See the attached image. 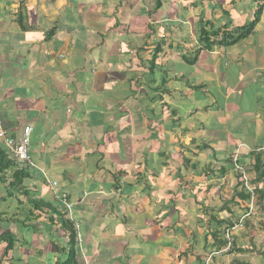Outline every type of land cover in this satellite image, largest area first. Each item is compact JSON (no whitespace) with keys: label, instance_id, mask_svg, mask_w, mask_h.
<instances>
[{"label":"rangeland","instance_id":"rangeland-1","mask_svg":"<svg viewBox=\"0 0 264 264\" xmlns=\"http://www.w3.org/2000/svg\"><path fill=\"white\" fill-rule=\"evenodd\" d=\"M151 1L155 2V0H106V4L105 6L103 5L101 13L98 16L107 18V20L104 19V23H102L101 26L109 28V33L107 34V36H109L107 38L108 40L114 39L116 36L118 38V36L123 35V39L121 41L122 47L119 49V51L123 50L127 40H129V42H127L129 43V46L136 45V43L142 39L141 36H146L143 42L148 38H151L150 40H152L151 42L153 43L156 41L162 42L164 39L165 43L163 46V52L159 54L158 59V63L161 64L160 68H158V71L160 70V72H164L165 76L168 75L167 77L169 78L173 75L170 73L172 71L171 69L173 68L174 72V68L176 69V66H172L167 57H172L173 54H177L176 57L180 58L182 55L189 53V51L192 50L193 53L190 58H195V49L196 47L201 46L199 45V35L201 28L200 20L210 19L218 23V21H216L215 15L222 16L224 8H229L232 12H235V5H229L232 0H164V2H166L164 9L160 10V12L157 14L150 15L148 12L149 10L147 11V9ZM237 1L238 0H235V3ZM27 2L32 3V6H38L45 3H50L52 1L28 0ZM118 4L121 6H118ZM195 4L198 6L196 7ZM258 5L254 0H248L246 4L247 8H240V12L243 13L245 11L246 15L239 18L237 17L236 21L234 20L236 25H233V27H228V31L232 32L237 26H245V23L250 20V8L254 9ZM152 7H154V5H152ZM232 7L234 8L232 9ZM239 7L240 5L237 6V8ZM145 11L147 12L145 13ZM213 11L214 14H212ZM247 17L249 18L246 19ZM240 22L242 23L241 25L238 24ZM151 24L154 25V29L150 27ZM221 25L222 24H219L218 26ZM262 30L263 28L258 32L260 33ZM253 37L254 36L251 38ZM247 41L250 44L251 39L244 42L241 41L243 43L237 46L235 49L237 53L233 52L234 54H232L231 58H227L229 64L230 60L232 59L238 60V58H242L241 55L251 48L250 45H247ZM9 42L10 39L8 43ZM110 42L107 46H109ZM12 43L14 47H17V45L18 47L19 45L24 47L25 44L20 41H18L16 44L15 34H13ZM256 44L257 42L255 41L254 45ZM153 49L154 48H151V51H153ZM259 49L261 50V48ZM149 52L140 53L139 58L149 61L151 59V56H149L150 54H148ZM98 53L99 50L96 49V46L85 53L84 56L86 58L93 60L92 63L87 64L88 66L86 67L93 68V63L98 58L96 57ZM9 54V52H6L5 55H0V58H2L1 60L7 62L9 59H11L15 61L14 56ZM109 55L111 59H116L115 55L111 53ZM203 55L201 57L200 63L198 65L196 64L197 67H189L183 62L180 66L182 71L181 73L183 74V77H180V79L184 86H186L185 83H191L195 86H199L198 89H189V91H186L188 90L186 88L183 93L184 97L180 100L182 101V107L184 110H187L190 107H195V110L198 112H184L181 105L178 104V101L176 102L177 104L170 103L169 99L165 101L164 98L167 97L164 94H159L158 96H162V98H160V101L155 104L156 110L154 111L155 115L153 116L150 111L151 107L149 106L150 108L146 109L148 106V101L144 98V91H141L144 89L149 93L151 92V88L146 85L149 75H147V78L145 79V75L140 74L138 63H136L137 67L134 65H131L130 67L122 66V69L119 72L110 71L107 73L105 78H103V75L101 74L98 75L100 81L102 82L101 84L104 86L103 88L100 85L101 92L104 93L106 98L105 100H109L110 104L111 102L112 104H116L120 101L123 104L126 103L125 105L132 106L134 104L133 102H135L132 101L133 97H129V99L127 97L125 98V96L123 97V95L129 91L128 88L138 90V92L141 91L140 93L142 94L139 95V93H137V96L140 97L139 100L141 103L136 101L137 109L136 112H133V116H125L129 118L119 123L120 125H123L125 132L121 133L119 139L123 146L122 152L119 151L121 153L118 158L114 159V161H116L118 166H124L126 171L124 176L121 177V189L115 190L113 194L114 198L107 202V207L103 206L102 204H97V210L102 214V216L105 215L108 217V219L111 218V221L110 223H106L103 217H101L99 220L102 224H98V228L94 229L91 235L87 234V236L82 234V230L80 228L82 238L84 236L86 237L85 242L92 241V244L99 246L98 249L106 248L104 251L99 250L101 251L100 255H97L94 258L95 260H107L113 257L112 252H115L116 249L113 247L109 248L105 241H108L109 237L112 239V235L116 233H120V238L122 239L128 237V233L126 234L124 226V222L126 221V226H128V228L132 227L134 230L130 231L132 236L129 240V245L125 250V256H123L124 261L129 259L131 264H187V261L189 260V264H201L200 261H196V256H193V253L199 254L201 251H199V249L195 246L191 248V243H193L192 239L195 237V235H202L204 231H206L207 227L205 226V223H203V219L209 221L210 216L214 213L213 211L208 213L207 210L205 211V207L206 205H210L212 207H221V195L224 197L222 198L224 201L231 200L232 195H234V192L236 191V178L238 179V173L233 170V167L231 169L228 167L225 159V154L228 153L227 151L232 153L235 149V144L233 143L232 139L224 135V130L229 128L227 122L226 124H222L225 116H214V112L212 110L204 114V109L199 108L200 106L205 105L207 102H209L208 105L211 106L212 97L208 96L207 92H210L213 96L212 89L209 88L210 86L207 84L208 81H202L200 79L202 76L201 63H203L205 60ZM57 63L61 64L59 61H57ZM57 63L55 62V64ZM165 63H167L166 66ZM55 64L48 65L46 68L43 66L37 68L38 70H41L40 72L45 74L47 69H55ZM64 64L66 63H63L62 65ZM241 64L248 67L250 62L246 63L243 61ZM66 65L67 67L69 66V64ZM4 68L6 69L7 67ZM47 72L50 71L47 70ZM76 75L79 79L78 73ZM81 76L83 77L84 74L81 73ZM179 76L180 75H176V77H172V84H175V87L177 88V92L175 93L177 97L180 93L179 90L182 89L180 86L182 83L176 82L179 81ZM209 76L212 80L213 75ZM66 77L68 82L70 80V75L66 74ZM156 77L157 78H155V81L158 80V82H160L162 80V76L160 74ZM131 78H134L132 82H134L137 78L140 79L139 85H136L132 82L129 84ZM141 83L143 84V87H141ZM201 85H203L202 89H200ZM261 85L263 86L264 83L262 82ZM68 86L71 87V84H68ZM206 86L209 89H204ZM116 88L123 89L120 92ZM224 93L225 92L222 89L218 90L216 97L220 102H222V97L225 96ZM149 98L152 99L153 95H150ZM247 99H249V96L246 97V100ZM92 103L93 102H91V104ZM177 107H179V111L178 115L175 116V114L172 113V110L174 111L177 109ZM203 115L207 117V120H209L208 127L205 120H198V117L201 118ZM74 117L76 116H73V118ZM84 118L85 119L83 123L86 125L85 127L78 130V139L87 137L90 140H95L97 138L96 136L104 135V132L102 133V131L105 125V118L103 115L98 116L97 108L92 109L89 114H85ZM175 119L177 121H175ZM188 119H192L193 124L188 122ZM214 119L217 120V124ZM100 120L103 122H100ZM214 125L217 127L216 129H214ZM106 127L108 128V126ZM104 131H107V129H104ZM111 133L112 132H110V134ZM138 133L140 135L137 136L141 137L142 140L135 141L133 145V141L135 140L134 138L137 137L135 135ZM110 136L113 135L111 134ZM115 136H117V134H115L114 137ZM206 137L209 139V141H211L214 148L211 147L208 150H203L200 152V155L196 157L192 153H198V149L197 146L193 144H196V142H199ZM103 144L107 145V148L103 154L107 155L110 153V151H117L115 149L117 148L115 147V140L113 142L107 138ZM133 150L135 152H133ZM138 154H142L146 161V163H142V167H140L139 164L140 156H138ZM187 157L192 160V164L198 163L199 168L195 170H186L182 163H184ZM111 160L112 159H107L102 163V165H106L107 162L110 163ZM218 161L221 162L218 164ZM180 166L184 167L182 168V172ZM221 166L227 167L228 173L220 175L219 169ZM118 168L119 170L122 169V167ZM140 168L144 170L142 175L137 173L140 171ZM93 170H95V168ZM119 170L117 169V171ZM206 170L208 172H206ZM213 171L214 173L212 174L211 172ZM57 173L51 172V176L49 177L51 179H58L61 186L63 187L62 188L60 186V190L63 191V189L65 190L66 178L64 175ZM110 173L104 172V175L106 176V181L113 183L114 188L116 185L115 180L117 179L111 178ZM170 173L172 174L171 177ZM241 173H243V170ZM9 176L10 173L7 175V180L8 178L11 179L12 177ZM181 176H183V178ZM22 177L24 178V175ZM33 177V180H26L28 177L22 180L25 189L34 190L38 188L39 185L37 178L36 176ZM243 177L245 180L252 179L247 172ZM112 179H115L114 182H112ZM54 183L55 182H52L51 184ZM51 184L49 185L52 186ZM221 184H223V188H221ZM209 185L212 186L211 189ZM6 187V184H0V190L2 192L7 189ZM193 187L195 190L193 192L195 194L199 192L201 202L200 205H196L193 202L194 193H191ZM239 190L242 192V188ZM20 195L21 193H18L17 190L12 196L9 195L11 200L6 198V202L4 201L5 196L0 195V237L3 234L10 233V235H12L15 240V247L13 251L10 252L9 256L10 259H18L14 260L13 264H54L56 256H59L60 259L65 260L67 258L68 251L61 247L59 243L58 245L60 246V249L58 252H56L55 249L53 251V248L50 245L47 247H41L39 243L42 241L44 244V241L47 239V237H49L51 240L53 235H56L57 237V234L62 232V229L60 228L56 230L59 225L56 226L54 224V220L51 219V214L48 217L47 214L43 213L42 218L39 220L37 217L39 214H42V212H35L36 219L33 220V223L28 221L23 225L21 224V221L25 219L29 211L34 209L35 206L33 203L30 204L28 199L26 203L23 202L20 199ZM175 198L176 201H174ZM239 201L240 199L237 198L236 204L232 206V213H235L236 215L238 214L237 218L242 220V224H244L247 215L244 214L245 212L240 210L238 207V204L240 203ZM77 205H79V203ZM77 205L75 208L70 210L71 214L74 212V210H76L78 207ZM110 206H112V209L106 210ZM93 208L94 206L92 205L84 209V211L88 210L90 212ZM46 210L49 212V208H46ZM82 214L83 213L80 214L81 217L78 219L81 220L82 217L86 216ZM207 214H209V217ZM72 216L75 218V213L72 214ZM219 216L221 219H226L229 214L224 213L219 214ZM10 218L20 220L18 222L19 224H9V221H11ZM258 218L252 222L255 230L253 233H251V235L255 237L254 243L256 245V249L258 251L264 252V223H261V219ZM39 222L41 223V226H45V233L37 231L36 224H39ZM196 222H199L198 225H196ZM115 223L116 225H114ZM154 224L156 229H153L154 227H152ZM202 224L204 227H201ZM216 228L217 224H212L211 231L214 232ZM242 231L243 229L240 228L239 230L235 231L234 234L239 236ZM244 232L247 233V231ZM207 235L209 240H211L212 236L210 234ZM243 240L248 242L249 239L244 238L239 242H243ZM1 242L0 264H7L4 251L8 243L5 241ZM111 242L113 241L111 240ZM65 243L66 241H62V244ZM79 250H81V247ZM246 250V254L241 256V258L244 260L250 254L248 252V247ZM210 251L207 249L206 255H209ZM40 252L44 254V258H42L43 256L38 255ZM188 253L190 256L187 259L186 255ZM249 256L253 257L251 261L254 264H264V261L262 262L260 257H256V252L251 253ZM229 260L230 258L228 260L226 259L225 264H231V262H233H229ZM117 262L118 264H122L121 260H117ZM209 262L210 260L208 258L204 264H209ZM216 264H219L218 260L216 261Z\"/></svg>","mask_w":264,"mask_h":264},{"label":"crops","instance_id":"crops-1","mask_svg":"<svg viewBox=\"0 0 264 264\" xmlns=\"http://www.w3.org/2000/svg\"><path fill=\"white\" fill-rule=\"evenodd\" d=\"M27 1L0 0V55L3 56L6 52H9L15 59V61L9 59L6 62L0 58V130H5L10 135H20L24 127L32 126L34 128L30 149L34 167L31 169L28 166L23 165V167L28 172L26 175L28 178L26 180H33V176H36L39 186L34 190H18V193H21L20 199L25 203L27 199L28 201L43 200L60 207L61 204L58 197L64 193L69 194L71 197V203L69 204L73 205V208L79 203L72 214L75 213V219L80 221L82 234L86 236L87 234L91 235L92 231L98 228V224H102L99 220L101 217H103L106 223H110L111 221V218L108 219L107 216H102L97 210V204H102L103 206L108 205L107 202L114 198L113 194L115 190L121 189L122 178H120V185L118 180L112 179V182L115 180L116 183L113 188V183L106 181L104 172L110 173L111 171V178L117 179L118 175L120 177V171L125 170L124 166H118L116 161H114L122 152L123 146L119 139L121 133L125 132L123 125L119 123L129 118L125 116H133L131 113H125L122 110L123 108L118 110V107H115L116 105L112 104V102L110 104L109 100H105V96L102 100L103 102L101 101V93L103 92H101L100 87L102 86L104 88V86L101 84L102 82L98 75L101 74L105 78L110 71H121L122 66L130 67L134 65L137 67V64L130 62V60L133 59L134 61L136 59V53H139L137 48L139 49V47L144 45L146 40L149 43L152 40L148 38L143 42L146 36L140 35L142 39L136 45L129 46V43H127L129 40H127L124 46L125 48L123 47V50L119 51L122 47L121 41L123 35L108 40L107 38L109 36L107 34L109 33V28L101 26L104 23V19L107 20V18L98 16L101 13L103 5L105 6L106 0H51L52 2L50 3L38 6H32V3H28ZM247 1L238 0L236 3L230 2L229 5H235V8L232 7L235 12H232L228 8L229 16L224 15V11L222 12V16L215 15L216 21H218V23H215L217 25L230 24L231 27L236 25L234 20L236 21L237 17L246 15L245 11L243 13L240 12V8L243 9L246 7ZM254 1L258 5L259 0ZM152 5H154L153 1L148 6L147 11L152 9ZM238 5H240L239 8H237ZM118 6L121 5L118 4ZM257 7L254 9L250 8V20L248 22L245 21V25L248 23L251 24ZM212 14H214V11ZM238 24L241 25L242 23L240 22ZM152 26L151 24L150 27ZM262 28L263 30L259 33L258 31ZM263 32L264 12L252 35L254 37L251 38V36L248 39H251L250 44L248 41L246 42L251 48L241 55L243 59H232L230 60V64L227 60V58H231L232 54L236 52V47L243 43L241 42L229 48L215 45L213 50L202 53V55L204 54L205 60L201 63L202 76L200 79L202 81H208L207 84L212 89L213 96L210 92H207V95L212 97L211 106L207 102L199 108L204 109V114L212 110L214 116H225L222 124H226L227 122L229 128L224 130V135L231 138L235 144L234 151L232 153L227 151L228 153L225 154L226 162L229 160L228 157L230 155L235 154L239 150L243 153L241 160L242 166L251 178H254L255 173L258 171L255 167L256 159L262 160L264 164V85H261L262 82L264 83ZM13 34L16 37V44L18 41L23 42L25 43L24 47H21V45L19 47L18 45L17 47L13 46ZM9 39L10 42L8 43ZM255 41L257 42L256 45H254ZM109 42L110 44L107 46ZM95 46L99 50L96 56L98 58L93 63V68L86 67L93 60L86 58L84 55ZM110 53L116 56L115 60L110 58ZM129 53L131 54L127 55ZM176 55L173 54L172 57H167L171 65L176 66V69L174 68L173 72V68L171 69L169 67L172 70L170 73L173 74L170 78L164 74V78L169 81L167 83L168 89L170 88V91L164 92V95L167 97L164 99L165 101L169 99L170 103L174 104H177L176 102L178 101V104L182 107V101L180 100L184 97L183 93L186 88L188 89L186 91H189L190 87L185 82L186 86L180 80L176 81L181 82L182 84L180 86L184 89L179 90V96H176L177 88L175 84H172V77H176V75L183 76L180 67L182 62ZM202 55L199 57L197 65L200 63ZM57 61L61 62V64H58ZM136 61L138 60L136 59ZM243 61L246 63L250 62L248 67L241 64ZM63 63L69 64V66L67 67L66 64L62 65ZM52 64H55L56 68L47 69L50 72L46 70L45 74L37 68L40 66L46 68V66ZM4 67L7 68L5 69ZM77 73L79 79L76 75ZM81 73L84 74L83 77ZM66 74L70 75L68 82ZM209 75H213L212 80ZM68 84H71V87ZM206 87L204 89H209ZM116 89L121 91L123 88ZM220 89L225 92V96L222 97V102L216 97ZM248 96L249 99L246 100ZM95 98L97 104H100L97 107L98 116L103 115L105 120L108 121L109 119L114 123L110 124L111 126L108 129L104 127L102 131L104 135L96 136L97 138L95 140H90L87 137L78 139V130L86 125L83 123L85 119L84 115L90 113L89 105ZM133 103L134 107L133 105L131 106L132 111L136 112L137 104L136 102ZM178 108L174 111L172 110L175 116L178 115ZM153 109L155 110V106ZM188 111L198 112L195 110V107L184 110V112ZM73 116L76 117L73 118ZM206 118L203 115L201 118L198 117V120H205L208 127L209 120ZM175 121L177 120L175 119ZM187 121L190 123L193 122L192 119H188ZM214 121L217 124V120L214 119ZM100 122L103 121L100 120ZM104 124L107 125L106 123ZM216 128L214 125V129ZM104 129H107V131H104ZM110 132H112L111 134L113 136H110ZM115 134L117 136L114 137ZM137 135L140 134L138 133L135 136ZM107 138L113 142L115 140V147H117L115 149L117 151H110L109 154L105 155L103 153L107 145L103 144V142ZM134 139L133 145L135 141L142 140L138 136ZM200 142H205L210 148H214L207 137L196 142L197 146H199ZM3 146L4 144L0 140V148L7 152ZM133 152L135 151L133 150ZM138 156H140L139 161L141 159L143 160L142 154H138ZM107 159L112 160L110 163L107 162L106 165H102ZM221 161H218V164ZM230 162L227 165H231ZM118 167H122V169L119 170ZM94 168L95 170H93ZM13 172H9L10 176ZM51 172H58L57 174L64 175L66 178L65 190H60L62 186L58 179H51L49 177L51 176ZM121 176L123 177L124 175ZM12 177L11 179H13ZM11 179L6 184L7 189L3 192L0 190V195L5 196V202L6 198L10 199V196L7 195L10 186L11 190L13 189L12 191H16L12 188L14 182ZM52 182L58 183V189H54L49 185ZM237 182L238 179L236 178V187ZM0 184L2 185V183ZM92 205L94 208L90 212L88 210L84 211V209ZM110 207L106 210L112 209V206ZM48 211L52 212L51 210ZM81 213L86 216L80 220L78 218L81 217ZM224 213L228 214L227 212ZM30 223H33V221H30ZM124 224L128 237H123L124 239H122L120 238V233H116L112 235V239L109 237L108 241H105L109 248L113 247L116 249L115 252H112L113 257L107 260L94 259L97 255H100L101 251L99 250L104 251L106 248L98 249L99 246L92 244V241L85 242L86 237L83 235L84 241L81 243L78 259L79 264H118L117 260H121L122 264H131L129 259L124 261L123 256H125V250L132 236L130 231L134 230V228H128L126 221ZM36 226L37 231L45 233V226H41L40 222ZM152 227L156 229L155 224ZM39 243L41 247L50 245L53 251L55 249L58 252L57 248L52 246V239L50 240L49 237L44 241V244L42 241ZM63 245L65 246V244ZM38 255L44 258L42 252ZM14 260L18 259L12 258L6 262L7 264H13ZM209 260L211 261V256ZM223 260L226 261L225 258ZM61 261L64 260L56 256L54 264H59ZM188 262L189 260L187 264ZM218 262L220 263L221 260L218 259Z\"/></svg>","mask_w":264,"mask_h":264},{"label":"trees","instance_id":"trees-1","mask_svg":"<svg viewBox=\"0 0 264 264\" xmlns=\"http://www.w3.org/2000/svg\"><path fill=\"white\" fill-rule=\"evenodd\" d=\"M154 2V1H153ZM165 3L164 0H155L154 2V7H152V9H150L149 14L153 15V14H157L158 12H160V10H163L165 7ZM231 3H235V1L233 0ZM258 7L257 10L254 13L253 16V20L251 22V24L245 25V26H237L234 28V30L232 32L228 31V27H231L230 24H223L222 26H218L217 23H215L212 20H201L200 24H201V28H200V35H199V45H201L200 47H196L195 49V58H190V56L192 55V50L189 51V53H186L184 55H182L179 59L181 60V62L185 63V65L187 66H195L198 61H199V57L202 55V53L204 51H211L214 49L215 45H218V47H232L235 45H238L241 41H246L248 40L255 32V29L257 27V25L259 24L260 20H261V16L263 15L264 12V0H259L258 2ZM200 5V4H199ZM195 6L197 7L198 5L195 4ZM224 15L229 16V10L228 8H224ZM20 21V19H19ZM154 26H152L151 28H153ZM54 30V29H53ZM52 30V31H53ZM54 33V32H52ZM236 35V36H235ZM218 41V42H217ZM164 39L162 40V42H151L149 43L147 40L144 43V45H142L141 47H139V49L137 48L139 53H136V59L138 61H136V59L133 61L130 60V62L133 63H138V67H139V72L142 75H145L144 78H147L148 76V81L146 82V85H148L149 88H151V92H147L146 90L142 89L141 91H144V98L147 99L148 101V106L146 107V109H149L150 107V111L151 114L154 116L155 115V110L152 111L153 107L155 106V103H157L158 101H160V98L158 95L159 94H164V92L166 91H170V88L168 89V85L167 83H169V81L167 79L164 78V72H160V70L158 71V68H160V65L158 63V59H159V54H161L163 52V46H164ZM151 48H154L153 51H151ZM151 54V59L149 61H146L144 59H140L139 55L140 53L143 52H149ZM131 53L127 54L130 55ZM126 56V54H125ZM168 63V62H167ZM167 63H165V66L167 65ZM177 63V62H174ZM147 65V67H146ZM162 70V68H161ZM163 73V74H162ZM162 76V80L160 82L155 81V78H157L156 76L158 75ZM179 77H183V76H179ZM134 78L130 79L129 84H131L132 80ZM180 81L181 79L178 78ZM140 79H136L134 82L136 85H139ZM190 89H198L199 86H195L194 84L188 83L187 84ZM141 87H143V84L141 83ZM167 88V89H165ZM203 88V85L200 86V89ZM128 92H126V94L124 95L125 98L127 97L129 99V97H133L132 101H137L139 103H141V101L139 100V96H137V93H139V95H141L142 93H140L141 91L138 92V90L132 89V88H128ZM132 90V91H131ZM120 91V90H119ZM121 92V91H120ZM155 94V96H154ZM142 95V97H143ZM150 95H153V98H149ZM104 95L103 93H101V101L103 100ZM96 100V98H95ZM92 101L93 103L89 105V109H96L97 107L100 106V104H97V100L96 101ZM103 102V101H102ZM106 103V102H104ZM121 104V105H120ZM126 104V103H125ZM122 102H117L115 107H118V110L123 108L122 110H124V112L127 114H133L132 111V107L130 105H125ZM150 106V107H149ZM149 111V110H148ZM109 121V122H108ZM105 120V123L107 125H104L105 128H107L106 126H108V128L111 126L110 124L114 123L113 121H110L109 119ZM107 128V129H108ZM195 146H197L196 144H194ZM210 147L208 146L207 143L205 142H200L199 146H197L198 149V153H192L193 155H195L196 157H198L200 155V152L203 150H208ZM31 149V148H30ZM6 153V154H5ZM32 158V157H31ZM143 160L141 159L140 164L142 167V163H146L144 157L142 156ZM144 161V162H143ZM192 160L190 158L187 157V159H185L184 163H182L183 166H185V169H198L199 168V164L197 163H191ZM230 162V160H227V163ZM231 165H228V167L231 169L233 166L232 162H230ZM24 166H28V168H32L34 167L33 165V161L32 163H26V164H22L19 163L17 160H15L13 157L11 158L9 156V154L7 152H5L3 149L0 148V183H4L7 184L8 180H10L8 178L7 180V175L9 172L14 171L13 174L11 176H13L11 179L12 182H14L13 187L14 190H26L25 186L23 185L22 180H24V178L22 177L23 175H25L24 177H28L27 175V170H25ZM183 166H180L181 172H182V168H184ZM263 161L259 160L258 158L256 159V165L255 167L257 168V173H255V177L250 179L248 181V185L249 187L252 189V192H250L248 190V187L246 185V183L244 181H242V177L243 174H238V182H237V187H236V191L234 192V195H232L231 200H223L222 195L220 196L221 198V202H222V206L221 207H212L210 205H206L205 207V211L207 210V212L209 213L210 211H213V215L210 216V220L206 221L203 218V223H205L206 231H204V233L202 235L198 234L197 236L195 235V237L192 239L193 243H191V248H193L194 246L197 247L199 249V251H201L199 254L197 253H193V256H196V261H200L202 264L205 263V261L207 260V258H210V255L212 254V252H216L217 255L212 256L211 257V261L209 262V264H216V261L218 259L221 260V262L219 264H225L226 262L223 260V258H225V260L229 259V262H231V264H254L251 259L253 258L252 256L250 257L249 255H251V253L256 252V255L258 257H260L261 261H264V252L262 251H258L256 249V245H255V237H253L251 235V233H253V231L255 230V227L253 226L252 222L257 219H261L260 222L264 223V170H263ZM23 167V168H22ZM186 170H184L185 172H187ZM144 172V170H142L140 168V171H138L137 173L142 175ZM184 172V174H185ZM206 172H208L206 170ZM220 175H224L226 173H228V169L225 166H221V168L219 169ZM126 173V171L121 170L120 171V177L119 175L117 176V180L119 182L120 185V178L122 177L121 175H124ZM212 174L214 173L211 172ZM172 176V174L170 173V177ZM183 178V176H181ZM220 178V177H219ZM241 179V181H240ZM57 184V187L54 189H57L59 187L58 183L55 182ZM52 185V184H51ZM212 185V184H211ZM211 185L210 189H211ZM52 187V186H51ZM53 188V187H52ZM221 188H223V184H221ZM240 188H242V192H240ZM13 190V189H12ZM223 190V189H222ZM194 187L192 188V192L194 193ZM198 191V190H197ZM223 192V191H222ZM240 192V193H239ZM14 194V191L11 192V186L10 189L8 190L7 195L12 196ZM57 198V197H56ZM239 198L240 199V203L238 204L240 210H243L246 214L248 215L250 212L251 214L249 216H247L245 218V223L244 224H240L241 220H239L238 214L236 215L235 213H232V206L236 204V199ZM60 199V207H57L55 205H53L52 203H49L47 201H43V200H29V203H33L35 208L31 209L29 211V213L27 214V216L25 217L24 220H22L21 224H25V222L28 221H33L36 218V214L35 212H39L41 211L42 214H39L37 219L39 218V220L42 218L43 213L47 214V216L49 217L50 213L51 215V219L54 220V224L56 226L59 225V227L56 228V230H58L59 228L62 229V232L56 235H53L52 238V246H54L55 248H57V251L60 249V246L58 245V243L61 245V247H63L65 250L68 251L67 254V258L64 261H61L59 264H79V253L80 250L79 248L81 247L80 243H79V239H80V228L77 227V225L79 224L81 226V224L79 223V221H77L72 214L70 213V210L66 204V202L71 203V197L69 194L64 193L61 194L58 197V200ZM5 201V199H4ZM174 201H176V198L174 199ZM193 202L196 205H200V197H199V192L198 193H194V200ZM250 205L253 203L254 204V210L251 211V207ZM42 207V208H41ZM46 208H49V210H51L52 212H47L44 211ZM42 209V210H41ZM256 210V211H255ZM224 212H227L229 214V217H227L226 219H221L219 214H222ZM243 215V214H242ZM207 216L209 217V214H207ZM9 218V217H8ZM11 221H9V224L12 225H17L19 224L18 222L20 220L14 219V218H10ZM48 219V218H46ZM5 220V219H4ZM44 220V219H43ZM53 223V222H52ZM199 222H196V225H198ZM217 224V228L216 230L213 232L211 231L212 229V224ZM239 225V228L234 229L235 225ZM201 227H204L203 224ZM200 228V227H199ZM243 229V231L241 232V234L239 236H236L234 234L235 231L239 230V229ZM231 232V241L229 239V237H227V232ZM241 231V230H240ZM244 231H247V233H245ZM210 234L212 236V239L209 240L208 235ZM230 235V233H229ZM244 238H248V242H245V240H243V242H239L241 241V239ZM58 239V240H56ZM56 240V241H55ZM1 241H5L8 243L5 251H4V256L5 259L9 260V256H10V252L13 251L14 249V245H15V240L12 237V235H10V233L8 234H3L0 237V243H2ZM62 241H66L65 246L62 244ZM228 246H230V251L228 252V254H222L221 252L227 248ZM247 247L249 248L248 252L250 253L246 259L244 260L243 258H241V256H243V254H246L247 252ZM211 250L209 255H206V250ZM220 254V255H219ZM184 255V254H183ZM189 253L186 255L187 259L189 257ZM228 257V258H227ZM237 257V258H234ZM240 257V258H238ZM232 258V260H231ZM234 258V259H233ZM189 264V262H188Z\"/></svg>","mask_w":264,"mask_h":264},{"label":"built area","instance_id":"built-area-1","mask_svg":"<svg viewBox=\"0 0 264 264\" xmlns=\"http://www.w3.org/2000/svg\"><path fill=\"white\" fill-rule=\"evenodd\" d=\"M33 133H34V129L30 126L25 127L20 135H14V134L10 135L7 131L0 130V140L4 144L3 148L10 154L11 157H13L19 163L22 164L32 163L30 148L32 144L31 139ZM242 156H243L242 152L238 150L231 157V160L234 165V170L239 173H241V171L243 170V167L240 164ZM52 187L56 188L57 184L56 183L52 184ZM228 237L230 238L229 232H228Z\"/></svg>","mask_w":264,"mask_h":264},{"label":"clouds","instance_id":"clouds-1","mask_svg":"<svg viewBox=\"0 0 264 264\" xmlns=\"http://www.w3.org/2000/svg\"><path fill=\"white\" fill-rule=\"evenodd\" d=\"M154 26V25H153ZM27 127V126H26ZM30 127H32V126H30ZM25 128V127H24ZM33 128V127H32ZM34 129V128H33ZM234 155V154H233ZM233 155H230L229 157H228V159L232 162V160H231V157L233 156ZM12 158V157H11ZM242 160V159H241ZM232 164H233V162H232ZM240 164L242 165V162L240 161ZM233 166V170H234V165H232ZM243 167V166H242ZM243 173H239V172H237L238 174H243V176L246 174V170L244 169V167H243ZM235 171V170H234ZM242 181H244L245 183H246V185H247V187H248V190L250 191V192H252V189L249 187V183H248V179H246L245 180V178L243 177L242 178ZM250 207H251V211L252 210H254V204L252 203L251 205H250ZM251 214V212L247 215V216H249ZM242 223V220H241V222H240V224ZM77 227H79V228H81V226L78 224L77 225ZM237 228H239V225H235V227H234V229L233 230H235V229H237ZM229 232V231H228ZM228 232H227V237H228ZM230 233V238L229 239H231V232H229ZM80 237V239H79V243H80V245H81V243L83 242V238H82V236L80 235L79 236ZM229 247V246H228ZM228 247L227 248H225L221 253L222 254H228V252L230 251V247H229V249H228ZM214 255H216V252H212V254L210 255L211 257L212 256H214ZM256 257H258L257 255H256Z\"/></svg>","mask_w":264,"mask_h":264},{"label":"bare ground","instance_id":"bare-ground-1","mask_svg":"<svg viewBox=\"0 0 264 264\" xmlns=\"http://www.w3.org/2000/svg\"><path fill=\"white\" fill-rule=\"evenodd\" d=\"M66 204H67L69 210H71V209L73 208V205L69 204L68 202H66ZM70 212H71V211H70Z\"/></svg>","mask_w":264,"mask_h":264}]
</instances>
